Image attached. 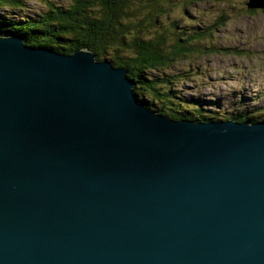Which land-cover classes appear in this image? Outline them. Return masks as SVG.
<instances>
[{
    "label": "water",
    "instance_id": "obj_1",
    "mask_svg": "<svg viewBox=\"0 0 264 264\" xmlns=\"http://www.w3.org/2000/svg\"><path fill=\"white\" fill-rule=\"evenodd\" d=\"M127 73L0 33V264H264V120L167 117Z\"/></svg>",
    "mask_w": 264,
    "mask_h": 264
},
{
    "label": "trees",
    "instance_id": "obj_2",
    "mask_svg": "<svg viewBox=\"0 0 264 264\" xmlns=\"http://www.w3.org/2000/svg\"><path fill=\"white\" fill-rule=\"evenodd\" d=\"M48 3L45 10L33 16L25 14L22 20L0 19V33L13 30L28 45H43L64 53L78 47L89 48L96 59H108L115 66L127 68V75L135 83V96L146 107L176 119L214 118L206 113L200 98L182 95L177 88L184 71L166 72L197 48L217 51L213 47L206 49L203 44L212 30L184 31L185 36H181L183 30H177L175 22L170 24V36L167 30H151L157 13L167 12L161 8L160 0H70L64 7ZM23 5V0H0V10L21 9ZM230 118L240 121L259 117L239 111L227 119Z\"/></svg>",
    "mask_w": 264,
    "mask_h": 264
},
{
    "label": "rangeland",
    "instance_id": "obj_3",
    "mask_svg": "<svg viewBox=\"0 0 264 264\" xmlns=\"http://www.w3.org/2000/svg\"><path fill=\"white\" fill-rule=\"evenodd\" d=\"M62 7L70 0H23L20 8L0 10V19L19 21L45 10L48 2ZM246 0H160L161 8L151 30L162 32L171 23L177 30H212L204 48L196 49L176 61L168 73H179L176 86L182 95L200 98L203 108L213 119H227L239 111L264 120V12L249 10ZM215 21H218L214 24ZM13 31V30H9ZM15 32V31H13ZM20 35V34H18ZM209 45V46H208ZM103 60V59H102Z\"/></svg>",
    "mask_w": 264,
    "mask_h": 264
},
{
    "label": "bare ground",
    "instance_id": "obj_4",
    "mask_svg": "<svg viewBox=\"0 0 264 264\" xmlns=\"http://www.w3.org/2000/svg\"><path fill=\"white\" fill-rule=\"evenodd\" d=\"M130 78V77H129ZM131 79V78H130ZM132 80V79H131ZM133 81V80H132ZM132 89H133V87H132ZM140 101V100H139ZM141 102V101H140ZM142 103V102H141ZM143 104V103H142ZM144 105V104H143ZM145 106V105H144ZM150 109V108H149ZM150 110H153V109H150ZM153 111H155V110H153ZM155 112H157V111H155ZM158 113V112H157ZM222 120H226V119H222ZM194 121H196V120H194ZM201 121H208V120H201Z\"/></svg>",
    "mask_w": 264,
    "mask_h": 264
}]
</instances>
